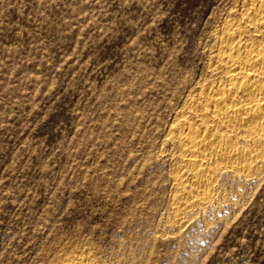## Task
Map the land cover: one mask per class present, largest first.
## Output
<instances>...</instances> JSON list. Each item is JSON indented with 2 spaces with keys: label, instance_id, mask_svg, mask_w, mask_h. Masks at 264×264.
Here are the masks:
<instances>
[{
  "label": "rangeland",
  "instance_id": "obj_1",
  "mask_svg": "<svg viewBox=\"0 0 264 264\" xmlns=\"http://www.w3.org/2000/svg\"><path fill=\"white\" fill-rule=\"evenodd\" d=\"M243 2L0 0V264H264V168L180 209L168 138Z\"/></svg>",
  "mask_w": 264,
  "mask_h": 264
},
{
  "label": "bare ground",
  "instance_id": "obj_2",
  "mask_svg": "<svg viewBox=\"0 0 264 264\" xmlns=\"http://www.w3.org/2000/svg\"><path fill=\"white\" fill-rule=\"evenodd\" d=\"M241 7L217 40L209 67L217 78L200 83L168 133L180 148L173 179L187 188L180 209L212 202L224 172L246 180L264 168V0ZM62 264L91 263L76 255Z\"/></svg>",
  "mask_w": 264,
  "mask_h": 264
}]
</instances>
